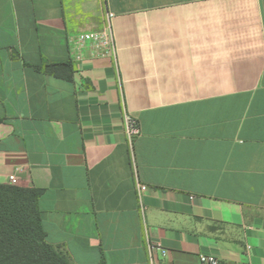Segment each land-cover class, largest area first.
I'll return each instance as SVG.
<instances>
[{
  "label": "crops",
  "instance_id": "1",
  "mask_svg": "<svg viewBox=\"0 0 264 264\" xmlns=\"http://www.w3.org/2000/svg\"><path fill=\"white\" fill-rule=\"evenodd\" d=\"M11 175L70 264H264V0H0Z\"/></svg>",
  "mask_w": 264,
  "mask_h": 264
},
{
  "label": "trees",
  "instance_id": "2",
  "mask_svg": "<svg viewBox=\"0 0 264 264\" xmlns=\"http://www.w3.org/2000/svg\"><path fill=\"white\" fill-rule=\"evenodd\" d=\"M41 193L0 184V264H70L65 253L45 240Z\"/></svg>",
  "mask_w": 264,
  "mask_h": 264
},
{
  "label": "built area",
  "instance_id": "3",
  "mask_svg": "<svg viewBox=\"0 0 264 264\" xmlns=\"http://www.w3.org/2000/svg\"><path fill=\"white\" fill-rule=\"evenodd\" d=\"M67 45L70 59L76 63L102 60L114 53L112 34L108 26L101 31L82 32L77 35L68 36ZM125 126L129 138L139 134V128L134 118L126 116ZM8 181L10 185H14L16 177L11 175ZM137 188L141 190L144 186L137 184ZM162 253L164 252L162 251ZM199 260L202 264H217V260L211 256L200 255Z\"/></svg>",
  "mask_w": 264,
  "mask_h": 264
}]
</instances>
